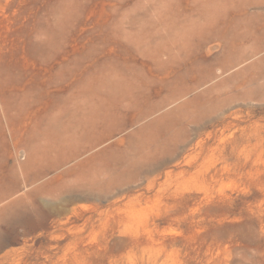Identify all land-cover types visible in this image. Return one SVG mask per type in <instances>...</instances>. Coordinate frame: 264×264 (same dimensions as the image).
Listing matches in <instances>:
<instances>
[{"label":"rangeland","instance_id":"obj_1","mask_svg":"<svg viewBox=\"0 0 264 264\" xmlns=\"http://www.w3.org/2000/svg\"><path fill=\"white\" fill-rule=\"evenodd\" d=\"M0 264H264V0H0Z\"/></svg>","mask_w":264,"mask_h":264}]
</instances>
